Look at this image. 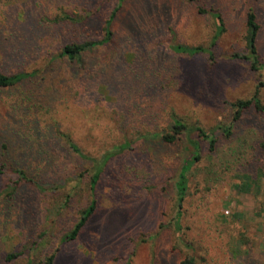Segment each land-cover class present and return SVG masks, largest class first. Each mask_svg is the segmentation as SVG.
I'll return each mask as SVG.
<instances>
[{
	"label": "rangeland",
	"instance_id": "374dc122",
	"mask_svg": "<svg viewBox=\"0 0 264 264\" xmlns=\"http://www.w3.org/2000/svg\"><path fill=\"white\" fill-rule=\"evenodd\" d=\"M199 1L206 9L214 4L224 22L212 59L168 49L207 48L215 31L210 13L199 16L181 0H125L112 44L77 66L50 56L100 38L114 0H0L2 72H37L0 89V163L6 153L42 186L24 183L8 196L12 176L0 175V264H43L54 252L53 264H180L186 257L237 264L247 254L264 261V116L247 110L230 137L218 129L231 122L226 103L251 98L263 80L231 56L243 52L245 13L253 7L264 63V0ZM65 14L91 16L69 27L57 21ZM258 97L264 103V88ZM177 118L217 141L211 153L199 139L179 228L173 184L190 150L184 136L169 145L159 137ZM66 138L96 162L68 153ZM106 154L94 215L76 241L61 242L87 206V179ZM12 253L20 255L7 261Z\"/></svg>",
	"mask_w": 264,
	"mask_h": 264
},
{
	"label": "trees",
	"instance_id": "16d2710c",
	"mask_svg": "<svg viewBox=\"0 0 264 264\" xmlns=\"http://www.w3.org/2000/svg\"><path fill=\"white\" fill-rule=\"evenodd\" d=\"M125 0H114L115 5L114 7L107 13L106 17L102 18L101 27L99 29V36L100 38L97 39H89L85 40L83 42H72L70 44L64 45L57 54L51 55L50 53V62L55 60H67L71 64L74 65H81L83 61V57L86 54H90L97 49L105 48L107 46H110L113 42L114 32H113V22L115 20V17L120 10L123 2ZM185 1L190 4H194L196 6V12L199 16H205L206 14L210 13L211 16L214 18L215 21V31L214 35L210 39V43L208 47H202V46H187L182 45L181 43H178L176 45H170L168 46V49L171 50L176 55H187V56H196V55H207L210 59L213 58V52L212 49L215 46L216 40L221 34L224 32V22L220 15V13H216V11H213L214 4L211 5L209 8L206 9L205 3L203 4L199 0H181ZM219 10V9H218ZM26 12V10H23ZM98 11L91 13V15H96ZM82 19H77L75 15L71 14H65L62 17H60V20H57L59 22H65L66 26H77L82 22L87 23L88 18L91 16ZM56 21V22H57ZM58 22V23H59ZM245 31L243 35V52L240 54H233L231 57L234 60H240L246 63L251 71L254 72H262V81H260L256 87L255 94L245 100H235L233 102H228L226 105L228 106L231 114V122L228 125L220 126L218 129L221 130L223 135L225 137H230L233 133V129L235 128L236 123H239L243 117V114L247 110H253L257 114L264 116V103L261 102V100L258 97L259 90L261 88H264V63H262V57L259 53L258 49V34L260 30V25L257 20V14L253 7H250L247 9L245 13ZM155 33V32H154ZM153 33V34H154ZM16 37V33L14 34ZM28 39L25 38L24 41H27ZM18 50H11L9 51L10 54H17ZM18 62V61H16ZM37 72L35 71H18L13 74H5L2 72L0 68V89L4 88H15L21 84H23L26 81H29L32 79ZM260 131H262L260 127ZM192 133H196V136L198 138L194 139L191 137ZM184 136L186 139V144L188 147L189 153L187 156L181 160L180 166L177 170L176 178L173 184V193L175 198V226L176 228H179V220L182 214V205L187 195L188 190V180H189V173L193 165L199 160V151H200V141L199 139L205 141L208 145L209 151L212 153L215 151L216 148V139L213 135H211L209 132H206L203 128L199 126H189L185 124L181 119H173L172 126L170 127L168 132H165L163 134H160L159 137L162 142L166 144H174L179 137ZM66 150L68 153H73L77 159L81 161H89L91 163H95L96 160L92 157L87 156L84 154L79 147L70 141L68 138L64 141ZM44 145H41L39 149V155L46 154L44 151ZM49 145H47L48 147ZM55 146V143L52 144V152H56L57 148L53 147ZM127 146H123L121 151L126 150ZM50 148V146H49ZM128 148V147H127ZM4 157H6L7 161L4 160V162L0 163V175L5 173H8V175H11V179L7 182H5L4 187L7 190L6 194L8 196H11L17 187H19L21 184L28 183L32 186H35L38 188V190L42 189L41 184L37 181L30 180L25 171L20 168H14L9 160H12L6 153L3 154ZM24 153L18 155V157L23 158ZM108 154L102 157V160L99 163L94 164V171L93 174L87 179L88 184V192H89V202L87 206L81 210H79L77 217L75 219L74 224L72 225L70 231L67 234H64V236L61 239V242H72L76 241L79 236L84 231L88 221L90 218L94 215L96 210V200H95V191L96 186L99 182L100 175L105 168L109 158ZM6 162V164H4ZM62 169L61 167H59ZM65 169H63V175L65 176L66 173H64ZM45 185V184H44ZM69 200V199H68ZM20 254H23L20 252ZM19 253H12L6 256L7 261H11L14 258L19 257ZM55 252L46 256L43 264H53L55 259ZM180 264H196V261L194 258L186 257L184 258ZM237 264H264L263 260H257L254 257H252L250 254L245 255V257H242L239 259V262Z\"/></svg>",
	"mask_w": 264,
	"mask_h": 264
}]
</instances>
